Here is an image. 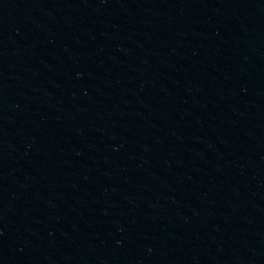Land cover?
Here are the masks:
<instances>
[{"label": "water", "instance_id": "95a60500", "mask_svg": "<svg viewBox=\"0 0 264 264\" xmlns=\"http://www.w3.org/2000/svg\"><path fill=\"white\" fill-rule=\"evenodd\" d=\"M0 264H264V0H0Z\"/></svg>", "mask_w": 264, "mask_h": 264}]
</instances>
